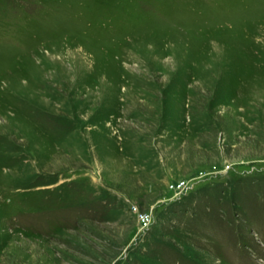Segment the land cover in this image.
<instances>
[{"label": "rangeland", "instance_id": "obj_1", "mask_svg": "<svg viewBox=\"0 0 264 264\" xmlns=\"http://www.w3.org/2000/svg\"><path fill=\"white\" fill-rule=\"evenodd\" d=\"M0 264H264V0H0Z\"/></svg>", "mask_w": 264, "mask_h": 264}]
</instances>
